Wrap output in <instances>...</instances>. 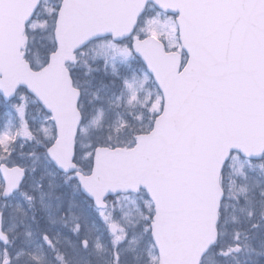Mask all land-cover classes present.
I'll return each instance as SVG.
<instances>
[{"label":"snow or ice","instance_id":"1","mask_svg":"<svg viewBox=\"0 0 264 264\" xmlns=\"http://www.w3.org/2000/svg\"><path fill=\"white\" fill-rule=\"evenodd\" d=\"M0 264H264V0H0Z\"/></svg>","mask_w":264,"mask_h":264}]
</instances>
